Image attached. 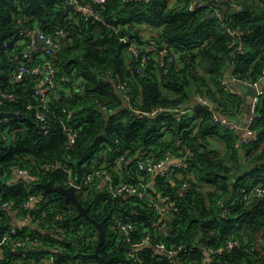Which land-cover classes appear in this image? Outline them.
<instances>
[{
  "label": "trees",
  "instance_id": "trees-1",
  "mask_svg": "<svg viewBox=\"0 0 264 264\" xmlns=\"http://www.w3.org/2000/svg\"><path fill=\"white\" fill-rule=\"evenodd\" d=\"M194 1L0 0V90L22 95L0 102V118L10 116L15 128L11 142L0 136V233L16 226L14 216L20 214L14 207L20 208L31 195L37 198L22 210L21 216L30 213V225L11 235L22 244L14 245L11 239L0 244V264H26L44 254L53 256L52 264H205L206 252L218 247L223 252L216 264H264V198L241 201L243 186L264 184V94L254 122L259 140L240 147L239 134L213 126V112L195 100L196 95L207 96L216 112L241 120L246 103L234 81L253 83L263 74L264 0L210 1L218 12L196 7ZM86 4L99 16L84 13L80 7ZM141 26L160 28L153 38L171 45L177 61L161 65L152 59L138 70L139 61L128 56L126 47L129 38H146ZM225 27L238 31L235 43ZM25 28H40L62 44L58 92L50 100L57 116L49 114L45 123L36 122L27 107L32 82L12 77L18 61L14 53L24 46L16 38ZM227 76L230 88L223 84ZM78 80L81 90L75 91L72 83ZM120 81L130 86L129 103L119 91ZM261 85L264 90V81ZM178 104L187 107L180 118L165 111L138 116L130 108L150 111ZM65 107L74 110L71 122L79 129L73 143L63 131ZM19 117L22 122L17 125ZM104 145L110 150L101 157ZM122 150L131 162L110 170L116 180L122 174L131 182L135 175L127 170L149 151L158 159L167 150L185 157L187 165L173 178L176 185L164 177L160 180V189L169 192L180 210L164 219L168 235L156 237L155 211L136 195L108 193L98 179L79 191L97 220L110 214L104 225L105 242L96 255V224L77 217L76 205L65 195L45 193L37 183L79 182L94 170L95 160L109 163ZM20 169L39 179L14 180ZM179 173L191 183L183 192L177 189L183 183ZM6 200L15 206L4 207ZM232 200L236 204L223 215L219 201ZM117 218L137 226L132 240L116 226ZM147 232L154 235L150 244L133 253L132 241H142ZM159 240L177 250L176 255L158 250Z\"/></svg>",
  "mask_w": 264,
  "mask_h": 264
},
{
  "label": "built area",
  "instance_id": "built-area-1",
  "mask_svg": "<svg viewBox=\"0 0 264 264\" xmlns=\"http://www.w3.org/2000/svg\"><path fill=\"white\" fill-rule=\"evenodd\" d=\"M210 1L213 0H195L194 4L196 7L205 6L217 11V5L211 3ZM67 4H78V0H68ZM80 8L90 17L99 16L88 4L82 5ZM225 28L232 35L233 43H235V40H237L238 31L229 27ZM18 36L19 37L16 38V43L24 46L20 52L14 53L15 56L18 57V61L12 73V77L13 80L16 81H21L27 78L32 82V89L30 90V95H32V98L30 99L32 100L28 101L27 107L29 110L33 111L36 122L45 123L48 120L49 114L57 116L56 109L50 106V100L54 96L53 94L58 92L57 88L59 83V73L57 63L60 60V49L62 44L60 40L45 33L40 28L22 29L18 32ZM153 36L154 35L146 36V38L143 39L141 37L128 39L126 53L128 56L139 61L140 66L138 70L146 66L152 59L157 60L161 65L166 64V62L174 63L177 61V53H173L171 51L173 47L165 42L157 41L153 38ZM9 43V41H6L5 46L8 47ZM242 47L243 46H240V49H242ZM61 79L66 80L65 78ZM262 81H264V71L259 80L253 83H244V85L254 86L257 88V95H255L251 101V112L248 119H244L243 116H241V120H239L218 113L215 111L214 104L209 99V97L203 95L195 96L196 102L200 103L203 107H206L213 112L211 119L213 126H222L228 128L229 130H234L236 132L239 131V138L236 141V145L239 147L249 145L259 140V135L254 129V122L259 115L257 110L260 98L264 94V90L261 85ZM78 83L79 80L72 83V88L75 91L81 90V87H79ZM230 83L231 79L228 77L223 80V84L227 88H230ZM118 88L122 96L129 103L132 100V92H130V86L128 82L120 81ZM21 96V94L16 92L0 90V102L4 100L14 101ZM130 108L135 114H138V116L143 114L152 115L161 111H165L173 113L177 118H180V115L187 111V107L182 104H178L175 107L154 108L150 111L140 110L132 105H130ZM142 111L144 112L141 113ZM63 112H65L67 117V120L62 124L63 131L66 134L68 142L73 143L76 141L79 131L78 127H76L74 123L71 122V120H73L76 116L74 114V110L67 107L63 108ZM11 120L12 118L10 116H3L0 118V136H2V139L6 142H11L14 138L13 136L15 133V128L10 125L12 124ZM21 122V117H19V120H16L15 123L18 125ZM3 126L7 127L2 128ZM104 146L105 148L100 150L101 157L110 150L108 145ZM127 158L128 152L122 150L120 154L113 158L109 163H107L105 160L99 162V159H97L95 160L96 165L94 166V170L88 173L84 180L79 182L71 181L70 184H75L79 192L91 185L93 182L97 183V180L100 179V186L110 194L117 196L128 194L136 195L139 200L146 202L155 211V236L168 235L167 225L164 219L175 216L177 212H179L180 207L177 205V202L172 199L169 192H165L160 189V180L164 177L165 179H169L173 185H176L173 178L176 174H178V172L181 171L180 169L187 165L185 157L182 154H175L171 152V150H167L165 156L161 159H158L155 156L154 151H149L142 157L141 160L136 163L135 166L131 168L132 170H127V172H133L135 175V182L123 180L124 176L122 174L119 179L116 180L113 170L110 169L113 167L121 169L124 162H126L128 165L129 160L131 162L132 158L129 160H127ZM57 166L62 167V163L58 162ZM15 173L23 175V177L31 181H37L39 179L37 175L31 173L27 169H20L15 171ZM189 177L193 178L192 175H189ZM179 178L183 183L181 186H178L177 189L179 188V190L183 192L191 186V183H189V178L182 177L180 173ZM241 192V201H252L253 199L264 198V184L254 183L248 186H243ZM36 200V196L31 195L30 198L25 201L20 208L14 207L15 214H20L18 217L23 220H30V213L21 216L22 210L28 209ZM236 202V200H232L229 204H225L224 201H219L220 205L223 206V215H228L232 210V206L236 204ZM2 205L13 208V206H15V202L13 200H6ZM115 224L124 233V235L127 236L128 240H132V236H130V234L137 229V226H135L130 221H125L122 218H117ZM21 227L22 226H14L9 231L4 233L1 232L0 244L8 243L11 239V235L18 233L19 228ZM153 236V234L147 232V235L142 241H132V246L134 247L133 253H135L136 249L150 244L149 242ZM11 240L14 245L22 244L20 239L12 238ZM262 240L263 238H259L260 242ZM231 243L234 245L233 242ZM156 248L158 250L166 251L173 256H175L177 253V250L174 248H169L162 240H159L156 243ZM222 252V247L209 249L206 252L205 264H216L215 260L217 255L221 254ZM128 254H130V252H128ZM51 261L53 263V256H51Z\"/></svg>",
  "mask_w": 264,
  "mask_h": 264
},
{
  "label": "water",
  "instance_id": "water-1",
  "mask_svg": "<svg viewBox=\"0 0 264 264\" xmlns=\"http://www.w3.org/2000/svg\"><path fill=\"white\" fill-rule=\"evenodd\" d=\"M243 88L247 90L248 92H250V94H252L253 97L257 95V88H255L254 86L245 85ZM250 112H251V102L246 105L247 116L245 119H248V117L250 116ZM37 184L40 185L44 189L45 193L55 192V193H60V194L65 195L66 199L71 200L76 205L77 210H78L77 217L83 216L87 218L88 220H90L91 222H93L94 224H96V226L99 229V240L96 244L95 254L99 255L100 248L102 247L106 239V231H105L104 225L107 219L109 218L110 214L105 216L102 220H97L94 216H92L90 213V206L85 205L80 200L79 192L75 184H70L68 186L61 185V184L55 185L50 180L39 181ZM14 223L16 226L30 225L29 221L23 220L16 216H14Z\"/></svg>",
  "mask_w": 264,
  "mask_h": 264
},
{
  "label": "crops",
  "instance_id": "crops-1",
  "mask_svg": "<svg viewBox=\"0 0 264 264\" xmlns=\"http://www.w3.org/2000/svg\"><path fill=\"white\" fill-rule=\"evenodd\" d=\"M140 31L142 34H144L146 36H151V35L158 34L161 31V29L155 28V27L141 26ZM244 86H245L244 84H240L239 82L234 81V88L239 93V95L243 98L244 103H246V105H247L248 103H250L252 101L253 96H252V94H250V92H248L247 90H245L243 88ZM242 116L244 119L246 118V116H247L246 109H245ZM21 177H23V175L15 173L13 179L18 180ZM26 264H52L51 256H48V254H44L40 258L33 257L31 259H28V263H26Z\"/></svg>",
  "mask_w": 264,
  "mask_h": 264
},
{
  "label": "rangeland",
  "instance_id": "rangeland-1",
  "mask_svg": "<svg viewBox=\"0 0 264 264\" xmlns=\"http://www.w3.org/2000/svg\"><path fill=\"white\" fill-rule=\"evenodd\" d=\"M208 186V185H207Z\"/></svg>",
  "mask_w": 264,
  "mask_h": 264
}]
</instances>
